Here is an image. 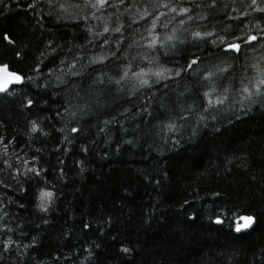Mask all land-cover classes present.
<instances>
[{
    "label": "trees",
    "instance_id": "trees-1",
    "mask_svg": "<svg viewBox=\"0 0 264 264\" xmlns=\"http://www.w3.org/2000/svg\"><path fill=\"white\" fill-rule=\"evenodd\" d=\"M165 2L192 16L159 9L171 23L157 31L179 38L167 55L149 53L144 22H132L148 0L103 11L0 0V65L22 77L0 95V264H264V97L241 104L238 94L264 46L238 54L220 42L259 37L264 0ZM160 66L171 79L141 87L132 76ZM212 88L229 99L204 111ZM41 190L54 193L46 212ZM240 216L255 222L235 234Z\"/></svg>",
    "mask_w": 264,
    "mask_h": 264
},
{
    "label": "snow or ice",
    "instance_id": "snow-or-ice-1",
    "mask_svg": "<svg viewBox=\"0 0 264 264\" xmlns=\"http://www.w3.org/2000/svg\"><path fill=\"white\" fill-rule=\"evenodd\" d=\"M149 4H154L155 6L149 10L148 7H144V9L140 12L136 13L135 19H133V23L139 25L140 21L144 22V28L147 32L146 37H142V39H146V43L143 45V47L147 48L149 50V53L153 52H158L160 50H163L165 52V55H167V51L170 48L175 47V42L179 39L175 31L169 33V32H164L163 35H161L157 29L158 27L167 29L168 24L171 23L170 20H167V12H160L159 9H167L168 11H171L172 13H175L176 16H181V17H187V19L191 20L192 16L189 15L190 9L187 7H179V5L173 7L171 2H165V0H148ZM125 0H118L117 4H113L112 0H84V7L87 8H92L95 9L96 11H103L104 9L108 7H118L119 5H124ZM216 5V0H210L209 7H215ZM257 5V0H251V6ZM77 7L80 5L77 4ZM61 8L64 7L63 4L60 5ZM258 11H264V8H258L256 9ZM95 15V13H93ZM162 17L165 18V21H162ZM180 24H184L185 21L182 19L179 21ZM122 31V26H116L114 28H109L108 26H105L103 29V33H109V32H114V33H121ZM103 33H99V35H103ZM215 34L212 32H206V33H201V32H194L193 37L194 39H206L209 36H214ZM4 39L8 41L9 43H12L13 41L11 38L5 34ZM239 42L235 43H225L223 38H220L221 44L224 45L223 51L225 52H236L240 53L242 50V44H247V45H252L253 42H260L261 46H264V29H261V35L258 37L256 34H249L246 37L241 36V37H236L235 38ZM108 39L105 38L104 43H107ZM181 43L183 42L182 40L180 41ZM215 44V41H213ZM133 45H129V47H132ZM117 51H121V49H117ZM239 56L234 57V59H238ZM125 60L128 59L127 56L124 57ZM63 63V61H61ZM90 63H103V60H93L90 61ZM149 64H153V60H148ZM198 63V59L194 58L191 60L190 63L187 64V68L184 69V71L192 70L193 65H196ZM74 67V65H73ZM252 68L255 69L256 75L254 77L248 78V82L244 83L241 81V86L238 89V94L241 96V100L239 101L241 104L247 100L250 103H255L256 101L253 100V97H264V65L262 64H254L252 65ZM220 72H226L227 68L224 69H219ZM171 72V69H168L166 67L160 66L156 68L155 71L149 69L148 71H144L141 69L140 72H133L132 76L135 77V79L138 81L139 86L141 87H150L151 83L148 79L150 76H154L156 78L155 82H159L161 80H166V79H171L172 76L169 75ZM175 75H180V72L177 71ZM215 75L214 73H207L204 76L205 80L211 79V77ZM129 77L128 71H124L123 74L120 76L119 79L115 81L117 85L121 84L123 80ZM21 76L8 71V66L7 65H0V93L7 92L9 89V86L13 84H19L21 83ZM103 83V81H101ZM167 87V85H165ZM229 92V88L224 89V93H221L220 95L216 96L215 99H212V96L215 93V88L210 89V91H206L203 93L206 101H207V107L204 108V111H208L211 108H218L222 107L226 101L229 99V96L226 95ZM32 101H28V105L31 106ZM203 119V117H202ZM175 125L174 123H170L168 125L169 130L171 131L174 129ZM33 131H35V127L33 128ZM73 132H76L77 129L73 128ZM36 175H39V172L36 173ZM54 197V193L49 190H41L38 194V207L40 211L46 212L48 211L49 205ZM191 219V217H190ZM241 220L244 221L243 225H237L236 231L239 232L241 231V228L247 229L249 228L254 222L255 218L251 216H244L240 218ZM216 224L222 223V221L218 218L214 221ZM85 228H88L89 225L85 224ZM12 229L9 228L8 231H11ZM11 241L8 243L4 244V249L8 250L9 244ZM124 252H127L128 249L125 248L123 249Z\"/></svg>",
    "mask_w": 264,
    "mask_h": 264
},
{
    "label": "water",
    "instance_id": "water-1",
    "mask_svg": "<svg viewBox=\"0 0 264 264\" xmlns=\"http://www.w3.org/2000/svg\"><path fill=\"white\" fill-rule=\"evenodd\" d=\"M8 71H10V70L8 69ZM10 72H11V71H10ZM13 73H14V72H13ZM21 78H22V77H21ZM21 84H22V79H21V83L11 85V86H9V89H10L11 87H16V86H19V85H21ZM9 89H8V90H9ZM4 93H6V92H4ZM4 93H0V94H4ZM241 217H244V216H240V217L237 219V222H238L237 225H243V224H244V221L240 219ZM237 225H236L235 230H234V233H235V234H239V233H243V232H247V231H249V230L252 228V226L254 225V223H253L249 228H247V229L241 228V231H239V232L236 231Z\"/></svg>",
    "mask_w": 264,
    "mask_h": 264
},
{
    "label": "bare ground",
    "instance_id": "bare-ground-1",
    "mask_svg": "<svg viewBox=\"0 0 264 264\" xmlns=\"http://www.w3.org/2000/svg\"><path fill=\"white\" fill-rule=\"evenodd\" d=\"M1 95V94H0Z\"/></svg>",
    "mask_w": 264,
    "mask_h": 264
}]
</instances>
